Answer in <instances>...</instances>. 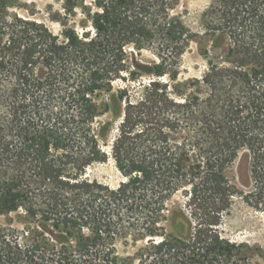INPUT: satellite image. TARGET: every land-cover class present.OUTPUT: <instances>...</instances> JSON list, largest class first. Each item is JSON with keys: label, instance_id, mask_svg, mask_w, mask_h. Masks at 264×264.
I'll list each match as a JSON object with an SVG mask.
<instances>
[{"label": "trees", "instance_id": "obj_1", "mask_svg": "<svg viewBox=\"0 0 264 264\" xmlns=\"http://www.w3.org/2000/svg\"><path fill=\"white\" fill-rule=\"evenodd\" d=\"M20 1L0 0V264H264L221 230L239 196L264 214V0L213 1L202 34L178 0H58V35L12 13ZM217 34L225 59L175 83L191 42ZM143 52L158 62L132 67ZM118 81L106 151L100 99ZM110 160L117 188L87 177ZM130 242L145 245L120 257Z\"/></svg>", "mask_w": 264, "mask_h": 264}, {"label": "rangeland", "instance_id": "obj_2", "mask_svg": "<svg viewBox=\"0 0 264 264\" xmlns=\"http://www.w3.org/2000/svg\"><path fill=\"white\" fill-rule=\"evenodd\" d=\"M213 1L215 0H178L174 14L181 15L194 32L202 34L204 33V29L201 18ZM16 5V7L12 8V13L18 14L23 18L43 22L56 35L61 33V26L51 22L49 19L50 13L61 7L58 0H22ZM228 48L229 40L226 35L217 34L214 37L199 36L191 42L189 49L182 57L180 75L175 83L183 84L186 81L201 80L208 71L209 61L214 63L222 62L228 53ZM128 51L132 50L129 49ZM142 59L143 62L135 58L131 59L132 67L137 65V63L151 67L153 62H158L152 52H143ZM150 78L148 75H145L143 80L144 82H148ZM164 81L167 82L168 77H165ZM124 86L125 84L122 81L114 83V91L111 94L104 95L100 99V103H107L109 105V112L99 120L108 124L102 141L106 151H109V145H111V142L118 132L124 105L118 101L117 91ZM193 91L196 90H191V92ZM239 161L237 160L235 162L228 171L227 176L232 186L236 187L244 195H247L251 191L240 183L238 172ZM87 177L112 188H117L125 181V177L117 170L112 160L105 164H97L89 168ZM183 202V196L178 194L168 202V209L172 212L178 206L182 205ZM254 203L255 200L247 202L242 197H237L231 208L230 215L223 222L221 230L227 238L258 248L264 253V214ZM168 215L171 219L172 214L168 213ZM5 224L6 219L0 218V225ZM166 227L168 232L172 231L170 222L166 223ZM143 245H145V242H140L138 245L130 242L127 246L123 243H118L117 251L122 258L128 256L133 257Z\"/></svg>", "mask_w": 264, "mask_h": 264}]
</instances>
